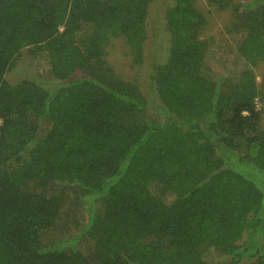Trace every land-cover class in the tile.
Returning a JSON list of instances; mask_svg holds the SVG:
<instances>
[{
	"label": "trees",
	"instance_id": "trees-1",
	"mask_svg": "<svg viewBox=\"0 0 264 264\" xmlns=\"http://www.w3.org/2000/svg\"><path fill=\"white\" fill-rule=\"evenodd\" d=\"M171 1L149 101L73 76L116 38L142 63L151 0H0V264H264V0L221 41ZM25 48L53 88L4 80Z\"/></svg>",
	"mask_w": 264,
	"mask_h": 264
},
{
	"label": "rangeland",
	"instance_id": "rangeland-1",
	"mask_svg": "<svg viewBox=\"0 0 264 264\" xmlns=\"http://www.w3.org/2000/svg\"><path fill=\"white\" fill-rule=\"evenodd\" d=\"M251 2L253 1L229 0V3L225 4L224 1L221 3L218 0H195L197 8L204 14L208 24L206 36L216 41L232 40L253 27L256 21L246 22L247 17L250 16L249 11L253 10L252 18H258L263 9L255 4L241 8V5ZM171 4V0H151L150 2L142 63H134L124 40L116 38L111 40L102 64L88 61L73 77L78 78L81 74H85L92 75L98 80L133 81L139 85L149 101L157 100L149 76L152 73V67L163 63L169 52V35L164 28V10ZM254 71L257 82H260L264 76V62L258 63ZM4 80L12 85L24 80L44 82L43 87L48 89L56 84V81L49 78V75L43 71L41 62L31 57L27 48L21 51L13 68L5 73ZM45 125L47 126L48 123ZM223 260H225L224 257H218L211 264H219Z\"/></svg>",
	"mask_w": 264,
	"mask_h": 264
},
{
	"label": "built area",
	"instance_id": "built-area-1",
	"mask_svg": "<svg viewBox=\"0 0 264 264\" xmlns=\"http://www.w3.org/2000/svg\"><path fill=\"white\" fill-rule=\"evenodd\" d=\"M254 104H255L256 108H260L261 107V102H260V100L257 97L254 99ZM0 123H1V120H0Z\"/></svg>",
	"mask_w": 264,
	"mask_h": 264
}]
</instances>
